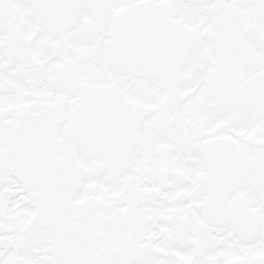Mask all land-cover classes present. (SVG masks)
Instances as JSON below:
<instances>
[{
    "label": "snow or ice",
    "instance_id": "1",
    "mask_svg": "<svg viewBox=\"0 0 264 264\" xmlns=\"http://www.w3.org/2000/svg\"><path fill=\"white\" fill-rule=\"evenodd\" d=\"M0 264H264V0H0Z\"/></svg>",
    "mask_w": 264,
    "mask_h": 264
}]
</instances>
